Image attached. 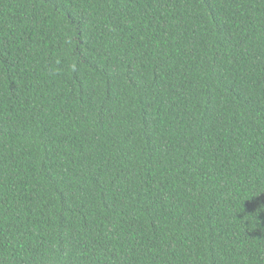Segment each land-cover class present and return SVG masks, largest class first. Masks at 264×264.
<instances>
[{"label":"trees","instance_id":"obj_1","mask_svg":"<svg viewBox=\"0 0 264 264\" xmlns=\"http://www.w3.org/2000/svg\"><path fill=\"white\" fill-rule=\"evenodd\" d=\"M0 264H264V0H0Z\"/></svg>","mask_w":264,"mask_h":264}]
</instances>
